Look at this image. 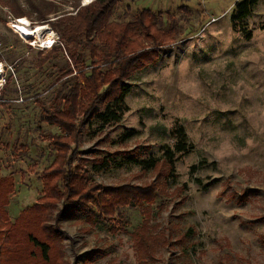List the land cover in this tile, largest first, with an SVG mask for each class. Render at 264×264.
I'll return each mask as SVG.
<instances>
[{
    "label": "rangeland",
    "instance_id": "obj_1",
    "mask_svg": "<svg viewBox=\"0 0 264 264\" xmlns=\"http://www.w3.org/2000/svg\"><path fill=\"white\" fill-rule=\"evenodd\" d=\"M237 1L120 0L112 8L109 20L119 22L151 9L160 29L175 28L173 41L124 82L129 93L118 122L98 118L107 108L105 96L91 117L76 120L72 171L91 184L164 190L145 203L150 214L127 205L112 220L90 219L93 203L81 207L61 199L47 224L61 239L66 264H264V0L235 21ZM16 2L27 16L14 13ZM75 2L0 0V60L9 68L0 96V177L14 178L7 205L13 219L44 194V173L55 158L47 137L61 130L43 121L42 110L60 108L58 98L81 70L60 80L73 68L65 42L53 24L39 20L32 3H54L58 12L48 15L54 20L61 12L75 13ZM21 17L34 22L31 28L46 25L59 36L62 44H55L47 62L42 59L50 49L32 46L8 26ZM85 43L73 46L83 57L79 67L93 62ZM98 64L103 71L114 67L112 60ZM179 126L191 150L176 154L171 173L165 162L143 171L141 161L161 158L175 145ZM104 158L105 166L95 162Z\"/></svg>",
    "mask_w": 264,
    "mask_h": 264
},
{
    "label": "trees",
    "instance_id": "obj_2",
    "mask_svg": "<svg viewBox=\"0 0 264 264\" xmlns=\"http://www.w3.org/2000/svg\"><path fill=\"white\" fill-rule=\"evenodd\" d=\"M259 1L238 0L232 19L236 21L249 16ZM119 2L120 0H93L90 4L81 6L80 0H76L75 13L61 12L54 20L48 17L49 14L58 12L54 3H49L48 8L32 3L39 20L53 24L61 32L65 42L62 49L69 56L73 68L63 73L60 80L73 76L74 70L77 71L78 68L81 70L74 76L75 82L69 91L58 98L60 108L42 110L43 121L58 127L61 134L47 137L56 149V154L44 173V194L37 199L30 212L25 211L15 222L10 220L7 210L10 195L15 191L14 178L0 177V264H66L62 259L61 239L55 236L56 230L47 224L50 209H58L61 199L77 202L81 207L93 203L97 212L91 210L90 219L97 217L99 220H112L117 216L121 217L118 210L127 205L140 206L150 214L151 209L145 203L151 205L164 190L150 184H91L84 176L72 171L77 153V147L73 148V145L77 144L79 136L76 120L91 117L95 113L96 104L105 96V100H108L107 108L105 112L98 114V118L104 124L118 122L124 111L125 97L129 93V87L124 82L137 71L156 62L162 48L173 41L175 28L167 31L160 29L157 26V15L149 8L139 10L133 21H110L112 8ZM11 7L17 16L28 15L18 2ZM182 7L188 10L187 5ZM198 11L205 16L206 10L202 6ZM83 38L86 39L84 47L90 49L93 62L91 66L79 67L83 57L73 50V46L82 44ZM56 51L55 47L48 50L42 63L47 62ZM102 60H112L113 69L103 71L98 64ZM174 133L175 145L168 146L161 158L151 157L141 161L143 171L157 169L163 162L167 164L169 173L175 170L176 154L189 152L192 145L183 126L177 127ZM105 160L107 159L95 162L105 166ZM150 218L151 216L147 223ZM134 236L140 244L139 233Z\"/></svg>",
    "mask_w": 264,
    "mask_h": 264
},
{
    "label": "bare ground",
    "instance_id": "obj_3",
    "mask_svg": "<svg viewBox=\"0 0 264 264\" xmlns=\"http://www.w3.org/2000/svg\"><path fill=\"white\" fill-rule=\"evenodd\" d=\"M23 21L25 23L28 22V20L26 19H24ZM15 28L22 36V39L38 46L43 45L44 47H49L55 41L52 29H49V27L46 25H37L36 27L31 28L26 27L22 24H18L15 26Z\"/></svg>",
    "mask_w": 264,
    "mask_h": 264
},
{
    "label": "built area",
    "instance_id": "obj_4",
    "mask_svg": "<svg viewBox=\"0 0 264 264\" xmlns=\"http://www.w3.org/2000/svg\"><path fill=\"white\" fill-rule=\"evenodd\" d=\"M93 0H81V6H85V5H88L92 2ZM27 17H21V18H11L10 21H8V26L12 29V31L17 34L19 37L22 38V36L20 35V33L18 32V30L15 28L16 25L18 24H22L26 27H32V25L34 24L33 21H31L30 19L28 20L27 23H25L23 20L26 19ZM53 32V35L55 37V41L53 44H51L49 47H44L43 45L42 46H38L39 49L41 50H48V49H51L55 46L56 43H61V40L59 38V36L57 35V33L55 31H52ZM24 40V39H23ZM32 45L31 42H28ZM54 45V46H53ZM33 46V45H32ZM53 46V47H52ZM8 66L4 64V62L2 60H0V95L2 94L4 88L6 87V85L8 84V75H7V70H8ZM20 101H23V99H21Z\"/></svg>",
    "mask_w": 264,
    "mask_h": 264
},
{
    "label": "crops",
    "instance_id": "obj_5",
    "mask_svg": "<svg viewBox=\"0 0 264 264\" xmlns=\"http://www.w3.org/2000/svg\"><path fill=\"white\" fill-rule=\"evenodd\" d=\"M1 177H2V176H1ZM8 208H9V207L7 206V210H8ZM21 214H22V213L18 214L17 217H19ZM9 218H10V220H11L12 222H14V221L17 219V218H16V219H15V218L13 219V217H12V215H11L10 213H9Z\"/></svg>",
    "mask_w": 264,
    "mask_h": 264
}]
</instances>
